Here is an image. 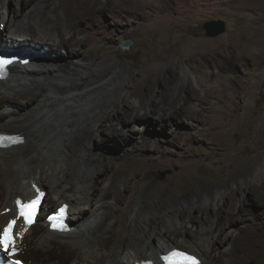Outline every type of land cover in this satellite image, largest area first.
<instances>
[{"label":"bare ground","instance_id":"obj_1","mask_svg":"<svg viewBox=\"0 0 264 264\" xmlns=\"http://www.w3.org/2000/svg\"><path fill=\"white\" fill-rule=\"evenodd\" d=\"M6 1L0 0V52L19 51L26 46L33 58L9 64V75L0 79V101L10 98L15 104L5 108L4 102L0 103V127L15 130L12 132L24 139L18 146L0 149V230L14 216L18 196L26 199L34 195V183L43 192V185L48 187L41 203L43 211L37 214L35 223L26 227L19 221L14 229V243L21 248L24 261L136 264L146 258L158 260L168 249L185 246L201 257V264H263L264 181L258 183L249 170L256 157L232 167L230 173L213 183H203L186 164L172 176L174 180L182 177L172 197H165L162 190L150 191L151 184L146 189L143 185L145 180L155 178L162 155L172 157L177 147H182L180 142L206 141L217 148L211 137L217 129L202 113L206 98L196 92V86H202V77L190 70L189 76L183 72L179 88L174 89L173 96H167L170 80L162 76L173 71L171 67L162 75L159 70H151L149 75L134 73L126 84L118 76L119 65L107 71L106 50L112 49L108 43L132 23L116 16L112 0H90L86 7L90 15L86 17H78L79 13L63 8L56 0H38L24 13L10 16ZM23 1L28 2L14 0L16 4ZM101 11L108 14L105 22L97 16ZM171 19L156 14L143 20L146 27L160 28ZM215 52L216 46L212 45L201 52L185 54L181 61L191 65L196 55L206 57ZM15 66V77L9 79ZM156 81L162 90L154 87ZM117 86H124L123 92L106 98L107 91ZM23 105L29 106L26 111ZM187 106L192 108L188 110ZM86 111L94 113L92 120H85ZM199 125L206 127L197 128ZM92 140L114 142L113 148L121 152L123 164L113 168L108 160H101L102 154L90 149ZM108 147L105 149H112ZM135 183L142 184L141 188L133 187ZM231 183L232 190L228 191ZM131 194L133 200L124 214L120 213ZM247 194L256 197L262 210L253 212L246 207ZM61 202L69 204L70 230L51 231L42 219L43 223L33 231L44 208L55 204L49 207L52 210ZM146 203L147 211L155 212V217H139ZM160 214L167 218L162 220V227L171 221L179 229L156 228L154 223ZM121 218V233H108ZM191 222L195 228L189 230L186 225ZM135 227L144 233L153 228L156 233L147 237L127 235ZM54 237H66L71 250L54 252L61 248ZM153 238L155 244L151 242ZM172 242L175 244L169 246ZM221 247L226 249L219 251ZM30 249L34 257L27 255Z\"/></svg>","mask_w":264,"mask_h":264},{"label":"rangeland","instance_id":"obj_2","mask_svg":"<svg viewBox=\"0 0 264 264\" xmlns=\"http://www.w3.org/2000/svg\"><path fill=\"white\" fill-rule=\"evenodd\" d=\"M37 1L28 0L27 4L24 1L16 4L14 0H8L5 4L11 16L15 12L17 14L24 13L26 10L36 6L35 2ZM56 1H60L61 3H59L62 4L63 8L65 6L75 10V12L80 14L78 17L90 15V13L86 12L88 11L86 7L90 0ZM145 1L143 0V3L142 0H112V10L115 9L116 16L130 20L132 23L123 28L126 31L117 32L119 36L108 43L112 49L106 50L110 61L107 60L104 63V67L107 71H112L119 65L120 75L118 74V76L122 77V83L130 82V77L134 73L149 75L151 70H159L160 75H162L167 67H171L173 71L170 73L164 72L165 74L162 76L170 80V83H168L171 89L166 90L167 96H173L174 89L179 88L181 81L184 80L182 77L183 72H187L189 76L191 74H188V70H190L189 72H193L195 76L202 77V86H196V92L199 96L206 98L205 105L207 107L203 106L202 113L206 117L208 116L209 122L217 129V133L211 134V137L214 138L218 145L217 148H213L206 141L200 142L198 140L180 142L182 147L179 145L177 147L179 150L176 149L172 157L167 158L162 155L164 159L160 158V163L157 161L159 165L156 176L152 181L145 180L143 184L145 189L151 184L153 189L150 191L162 190L165 193V197H172L182 182V177L174 180L172 176L182 170L186 164L191 165V170L202 178L203 183H213L212 181L215 179L230 173L232 167L239 166L240 163L244 164L251 157H256L255 165L249 170L253 173V178L255 179L256 177L257 180H255L257 182L259 180L258 183H262L264 181V0ZM156 14L168 16L172 19L160 28L146 27L143 20L145 16ZM97 16L105 22L108 14L101 11L97 13ZM213 19L225 21V32L215 37H209L205 35L203 23ZM104 26L108 25L104 23ZM122 40H130L131 44L127 48H123L120 46ZM212 45L216 46V52L206 56L207 58L198 54L193 59L194 61L192 60L191 65L181 61L185 54L201 52ZM101 48L97 47V50ZM49 55L52 56L50 53ZM15 67L12 68L9 79L15 77L14 69L18 68L17 66ZM124 86H117L107 91L106 98L114 97L121 91L123 92ZM154 87L159 91L162 90V85L158 81L154 83ZM3 102L5 108H9L13 104L10 98L0 101L1 104ZM211 103H213V108L208 106ZM192 106L195 105L193 104ZM192 106H187V109L190 110ZM28 107L22 106L25 111ZM206 109L209 110L206 111ZM0 110H2V107ZM219 112H222L225 116H221ZM84 115L87 121L92 120L95 116L94 113L89 111H86ZM106 124L110 123L107 122ZM199 126L197 128L206 127ZM0 129L6 132L15 131L3 127H0ZM130 135L136 136L135 133ZM91 142V151L93 153H101L103 156H101V160H108L113 168L123 164V162H120L121 152L116 149L117 147L113 148L114 142L108 141L106 143L105 141L97 140H92ZM107 146L112 149H105ZM80 167L82 168V165ZM163 172H166V174L162 177ZM43 186L46 188L44 192V195H46L48 187L46 185ZM141 186L142 184H133V187L136 188H141ZM232 186L233 183L230 184L227 190H232ZM219 189L222 191L226 190L223 187ZM247 196L249 195L247 194ZM247 196L246 199L248 198L247 203L249 205L246 203V207L248 209L253 212L262 210L260 202L258 203L254 195ZM132 200L133 195L131 194L125 203L126 206L125 204L123 205L120 213L124 214ZM54 205H50V209ZM49 207H47L48 210H50ZM148 208L146 203L141 213L142 215L139 216L140 218L155 217V212L147 211ZM196 214V212L193 213V215ZM261 216H264V213ZM166 219L160 214L158 221L154 223L155 227L165 228L170 231L179 229L171 221H167L166 226L162 227L161 222ZM262 219L264 220V217ZM122 220L123 218L108 233L111 231L110 233L116 232L120 234L119 226ZM40 223H43V221L42 217L39 216L38 224L32 227V230L36 231L38 226L41 225ZM193 224L194 222H191L186 225V228L192 230L195 228V225L191 226ZM92 227L94 228V222ZM152 232L156 233V230L152 228L151 230H145L144 233L139 227H135L132 230H128L127 235L147 237L148 235L152 236ZM53 239L60 242L58 246H61L57 251L52 249L54 252L61 253L72 246L66 237H54ZM151 242L155 244L156 238H153ZM174 244L175 242L169 243V246ZM161 249L165 250L164 247ZM223 249L226 248L221 247L219 251ZM28 254L34 257L32 249L28 250ZM19 256L25 260L22 253H19Z\"/></svg>","mask_w":264,"mask_h":264},{"label":"water","instance_id":"obj_3","mask_svg":"<svg viewBox=\"0 0 264 264\" xmlns=\"http://www.w3.org/2000/svg\"><path fill=\"white\" fill-rule=\"evenodd\" d=\"M225 21L222 19H213V20H208L206 22L203 23V28L205 30V35L209 36V37H215L217 35L223 34L225 32ZM131 44L130 40H122L120 42V46L123 48H127L129 45ZM33 57L30 56V59H32ZM166 174V172L162 173V177ZM183 249L194 253L193 251L182 247Z\"/></svg>","mask_w":264,"mask_h":264},{"label":"clouds","instance_id":"obj_4","mask_svg":"<svg viewBox=\"0 0 264 264\" xmlns=\"http://www.w3.org/2000/svg\"><path fill=\"white\" fill-rule=\"evenodd\" d=\"M30 60H31V59H30ZM15 63H18V62H15ZM15 63H14V64H15ZM8 68H9V66H8ZM8 75H9V74H8ZM1 132H6V131H1ZM6 133H14V132H6ZM14 134H18V135H20L18 132H15ZM20 136L23 138L22 135H20ZM23 142H24V139H23ZM23 142H22V143H23ZM22 143H20V144H22ZM20 144H18V145H20ZM18 145H15V146H18ZM15 146H12V147H15ZM9 148H10V147H9ZM33 185H37V186L39 187V185L36 184V183H34ZM33 185H32V187H33ZM39 188H40V187H39ZM33 189H34V188H33ZM40 189H41V188H40ZM62 203H63V202H62ZM65 203H67V202H65ZM67 204H68V203H67ZM68 205H69V204H68ZM41 206H42V204H41ZM54 209H55V208H54ZM172 249L182 250V251L186 252L187 254H189V255H191V256H193V257L199 259V261H200L199 264H201V262H202V259H201V257H200L198 254H196V253H192V252H189V251H187V250H185V249H183V248H178V247H175V248L173 247V248L168 249L167 251L161 253V254L159 255L158 260H153V259H149V258H146L145 260H151V261H153L155 264H161V262H162L161 256H162L163 254L167 253L168 251L172 250ZM141 260H144V259H141Z\"/></svg>","mask_w":264,"mask_h":264},{"label":"snow or ice","instance_id":"obj_5","mask_svg":"<svg viewBox=\"0 0 264 264\" xmlns=\"http://www.w3.org/2000/svg\"><path fill=\"white\" fill-rule=\"evenodd\" d=\"M6 63H9V61H0V66H2L3 64H6ZM21 215H25L23 209L21 210ZM26 219H27V217H26ZM3 232H7V229H4ZM3 232H0V244L6 243L4 238H3ZM7 243L11 244V240H8ZM192 264H195V261H192Z\"/></svg>","mask_w":264,"mask_h":264}]
</instances>
